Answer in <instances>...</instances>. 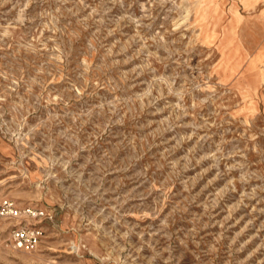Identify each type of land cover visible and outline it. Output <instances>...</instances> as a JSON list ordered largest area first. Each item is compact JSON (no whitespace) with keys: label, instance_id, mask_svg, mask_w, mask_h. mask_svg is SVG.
<instances>
[{"label":"rangeland","instance_id":"374dc122","mask_svg":"<svg viewBox=\"0 0 264 264\" xmlns=\"http://www.w3.org/2000/svg\"><path fill=\"white\" fill-rule=\"evenodd\" d=\"M5 196L0 264H264V0H0Z\"/></svg>","mask_w":264,"mask_h":264},{"label":"built area","instance_id":"2783aa9c","mask_svg":"<svg viewBox=\"0 0 264 264\" xmlns=\"http://www.w3.org/2000/svg\"><path fill=\"white\" fill-rule=\"evenodd\" d=\"M0 220L8 226L10 246L20 252H35L46 238L47 226L55 224L56 215L45 206L5 196L0 198Z\"/></svg>","mask_w":264,"mask_h":264}]
</instances>
